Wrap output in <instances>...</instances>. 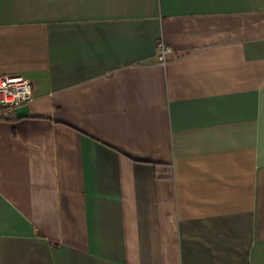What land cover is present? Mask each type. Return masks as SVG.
<instances>
[{"label": "crops", "instance_id": "crops-1", "mask_svg": "<svg viewBox=\"0 0 264 264\" xmlns=\"http://www.w3.org/2000/svg\"><path fill=\"white\" fill-rule=\"evenodd\" d=\"M0 74V264H264V0H0Z\"/></svg>", "mask_w": 264, "mask_h": 264}, {"label": "built area", "instance_id": "built-area-1", "mask_svg": "<svg viewBox=\"0 0 264 264\" xmlns=\"http://www.w3.org/2000/svg\"><path fill=\"white\" fill-rule=\"evenodd\" d=\"M159 62L167 63L172 49L159 40ZM33 96L32 82L20 75L0 74V119H10L19 106L27 104Z\"/></svg>", "mask_w": 264, "mask_h": 264}, {"label": "trees", "instance_id": "trees-1", "mask_svg": "<svg viewBox=\"0 0 264 264\" xmlns=\"http://www.w3.org/2000/svg\"><path fill=\"white\" fill-rule=\"evenodd\" d=\"M15 115V112H14V114H13V116ZM13 118V117H12ZM12 118H10V119H12ZM6 120H9V119H6Z\"/></svg>", "mask_w": 264, "mask_h": 264}]
</instances>
